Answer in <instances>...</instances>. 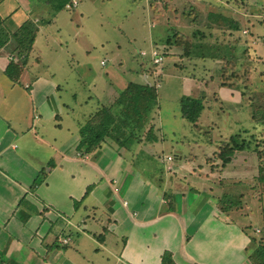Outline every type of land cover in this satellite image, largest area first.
<instances>
[{
	"label": "crops",
	"instance_id": "1",
	"mask_svg": "<svg viewBox=\"0 0 264 264\" xmlns=\"http://www.w3.org/2000/svg\"><path fill=\"white\" fill-rule=\"evenodd\" d=\"M96 1L110 2L87 0L84 8L79 0L74 9L51 13L40 0H0V20L9 35L25 44L29 27L36 28L25 63L8 45L0 48V264H251V236L264 238V168L249 142L264 132V115H256L257 108L264 107L256 98L264 93V72L259 70L256 78L255 68L250 69L245 84L235 79L228 81L230 86L218 78L190 77L184 64H178L183 59L179 43L173 39L174 45L166 44L168 29L149 22L150 17L159 18L164 7L153 13L150 0H132L142 3L148 23L145 26L141 16L127 42L137 43L138 53L142 44L163 46L167 56L162 66L154 70L129 62L131 66L122 69L121 59L115 58L118 67L105 78L90 72L88 77L87 70L79 75L75 69L69 85L59 62L65 58L64 65L71 67L69 58L75 53L62 42L69 45L66 38L72 33L67 29L73 24L75 40L79 16L93 12ZM206 1L180 0L185 7H198L208 30L227 23L229 41L233 28L253 24L251 16L242 15L252 9L246 5L211 3L210 11ZM220 16L231 22L222 23ZM251 37L242 38L247 42L242 47L252 46ZM219 59L223 67L224 57ZM194 66L196 71L197 63ZM201 67L206 75V63ZM176 72L183 90L171 117L179 128L172 123L174 131L166 134L155 85ZM148 75L152 80L144 79ZM129 83L149 85L157 92V105L140 141L125 148L105 135L95 146L81 145L85 126L102 109H112ZM183 96L204 101L197 128L181 117ZM202 127L207 132L202 133ZM232 135L248 139L249 145L225 164L219 148ZM193 150L198 151V162H191ZM196 171L197 178L188 176ZM63 239L68 242L61 243Z\"/></svg>",
	"mask_w": 264,
	"mask_h": 264
},
{
	"label": "rangeland",
	"instance_id": "2",
	"mask_svg": "<svg viewBox=\"0 0 264 264\" xmlns=\"http://www.w3.org/2000/svg\"><path fill=\"white\" fill-rule=\"evenodd\" d=\"M222 1L223 2L217 0H208L204 3L205 4L208 3V6L210 5V8H207L210 11L213 10V6H211L212 5L211 3H216L221 5L233 4V3H229V1L227 0H222ZM86 2L87 0H81L80 3L82 4V7L84 8L87 7L85 6ZM245 4L249 5L250 8L252 6V9L241 11L243 13L242 15L246 16V18H247V14L251 16L250 21H252L253 24L251 25L250 28H248V26H245L243 30H241L242 33H236L237 30L233 28V30H231V32H233V38H231L230 41L229 38H227L228 32L230 31L227 29L228 26L227 23L224 24V27H220L218 25L217 28L208 30V27L204 28L203 26L207 22L205 19L200 17V14H198L199 13L198 7L189 4H187V7H185L183 6V3L180 2V0H150L149 7H151L153 13L159 8L162 7L164 8L160 9L159 18L155 16H153V18L150 17L149 22L155 24L156 26L167 28L168 29L166 32L168 34L167 38L174 36V32H178V33L183 32V34L181 33L183 35V39L180 41L181 43L180 49L183 52V59L182 61H179V63L178 62L177 63L184 64V66L186 67L185 71L187 72L189 71L190 73H192V74L188 73L190 77L197 76L203 80L206 79L209 81H211V79L216 80L218 78V81L225 82V85L228 86L231 84L228 83V81H233L235 79L237 81L243 80L241 82H237L243 85L247 81L245 77H247L246 74L249 73L250 69L255 68L256 78L259 76L258 74L259 70L264 72V65H263L264 0H245V3L242 5ZM170 5H173L172 8L167 7ZM242 5L240 4L241 7ZM91 8H93V12L92 9L88 11L89 17H87V13H88L87 10H85L87 13L82 11L83 16H79L80 29L78 35L75 37V40H73V36L75 35L77 29L74 28L75 24H73L67 29L69 32L72 33L71 36H68L66 38L67 40L70 41L69 45H66L67 43L62 42V46L64 48L69 46V48L70 49L72 48V51L75 53V57L73 60H70L69 58V62L74 63L72 64L71 67L68 65V63L66 66L64 65L65 60H67L65 58H61L59 62V64L62 65V68H64L65 72L68 73L67 75H64V78L68 76L67 78L69 85L73 84L75 77L73 71L75 69L77 70V72H79V75L81 74V72L83 73L87 70L88 74L90 72L92 74H96L100 76L101 78H105L106 73L109 70L113 69L115 58L121 59L120 62L122 63V65L120 66L122 69L124 68L126 69L128 66H131L129 62H133V63L142 62L143 64H148L149 62V57L142 58L139 55L137 51L138 50L137 43L130 45L127 42L130 39V33L132 32L133 27L135 25L138 26L140 25L139 22L141 16L143 23L145 24V26H147L148 22L147 19L144 17L142 11L143 7L141 2L139 1L134 2L132 0H110L109 3L106 2L105 4H101V2L96 1L94 7ZM223 9L229 10L231 8H226L224 6ZM79 10L80 9H78V11ZM101 15H104V17L102 18ZM100 21L104 22L102 26H99ZM65 22L66 20L64 19V23ZM74 22L77 23V19L74 20ZM181 23H183L184 26H188V24L190 23L193 24L188 28L182 27L183 25L177 28ZM251 28H253L254 32H251ZM250 32L251 35H249ZM247 35L250 37L252 36L251 38L253 39L252 41L250 39V44H252V46H249L250 48L242 47V45L247 44V42H245L244 44L242 42V38L245 39ZM133 38L136 39L137 36L136 37L134 36ZM205 41L207 42V44L205 43ZM116 44L121 45L120 49L117 47ZM185 44L187 45V47H184ZM230 44H236L238 47L239 46L241 47H239V50H237L234 48L233 45ZM190 45L193 47H189ZM141 47L144 51H148L150 49L147 44H142ZM162 47L163 46H159L156 48L160 49ZM186 52L188 54H185ZM205 56L209 58L203 60ZM189 57H193V58L189 59ZM223 57H224V59H222L223 67H219L218 64L219 62L217 61L220 60L219 58H223ZM101 61H104L105 64L103 62L104 65L103 64L100 65ZM228 61L233 62V64L232 63L227 64ZM202 62L206 63V67L208 69L206 75L202 73L203 70L200 71L202 68H204L201 67ZM196 63L198 67L196 66V71H195L192 67H195L194 64ZM162 64L159 67H161ZM226 64L227 66H225ZM247 65H249L250 68ZM167 66H171V64L168 63ZM116 67H118V65L114 66V69ZM66 69L69 70L72 69V71L67 72ZM118 70L121 71L120 69ZM221 72L223 76H221ZM175 74H176L175 76H172L170 78L169 77L163 78L160 83V86H159V81L157 83L155 82L156 83L155 87L158 88V95L160 97L161 118L162 120L164 119L166 122L164 123V131L166 132V134L173 132L174 126L176 129L179 128L178 120L173 119L171 117V114L178 109L177 98L181 95L180 92L181 90H183V84L181 81L182 76L179 75L180 73L176 72ZM88 77H91L90 74ZM154 77L156 78V76H153V78ZM144 79L152 80L151 75H148V77L145 76ZM89 80H87L86 82H88ZM243 88L246 89L247 84ZM96 90L97 91L101 90L100 85L96 87ZM256 98H257V103H259V105L261 106H264V94L260 93V95H258ZM208 100L215 101L213 97H210ZM212 103L213 102L211 103L208 102V105H212ZM214 116L215 115H213V117ZM230 116L232 117L233 114L231 113ZM172 123H174V126L172 125ZM146 129L142 130L143 133H145ZM201 131L202 133H205L207 132V129L205 127H202ZM195 132L198 131L195 130ZM149 135L150 134H148V136ZM140 136L142 137V135ZM205 136L207 135L205 134ZM190 137L195 140L193 134L192 136L190 135ZM152 140H154V138ZM244 140L247 141L248 139H244ZM249 142L252 149H258V150L264 149V138H257L255 140L253 139L252 141L250 139ZM197 152L198 151H194V150L192 151V156H193L192 158H194L195 160H192L191 162L193 161L198 162L200 160V157L196 155ZM209 163H215V162L211 160ZM143 172L147 174L149 173V170L144 169ZM189 175L193 176L194 178H197L199 176L198 171L189 173L188 176ZM233 205H237L236 202H234V200H233ZM238 207H243V204H240Z\"/></svg>",
	"mask_w": 264,
	"mask_h": 264
},
{
	"label": "trees",
	"instance_id": "3",
	"mask_svg": "<svg viewBox=\"0 0 264 264\" xmlns=\"http://www.w3.org/2000/svg\"><path fill=\"white\" fill-rule=\"evenodd\" d=\"M69 1L71 0H40L44 6L48 7L51 13H55L61 9H64L65 5ZM227 1L237 6L245 3V0ZM246 7H249V5H246ZM220 18L223 23H225L227 20L231 22V20L226 19L223 16H220ZM220 18L218 17L217 19ZM3 24L4 22L0 20V48L8 45L9 51L15 53L19 58L23 57L22 62L25 63V59L27 58L34 42L36 28L32 26L29 27V31L26 34L28 37L27 42L24 44L20 39H16L14 36L9 35V32L4 28ZM235 29L237 31L241 30L239 26H236ZM171 38L177 40L179 43L178 45L180 46V41L183 39V35L178 32H174V36L168 37L165 43L168 45H174L175 43L171 41ZM184 47H187V45L185 44ZM189 47L193 46L190 45ZM185 54L188 53L186 52ZM231 63L233 64V62H227V64ZM150 67L155 70L159 66L153 65ZM221 85H225V82H223ZM156 105L157 92L154 87L149 85H137L134 83H129L112 109H102L96 114L95 117L92 118L91 122L85 126L81 133V145L88 144L90 147L95 146L104 138L105 135H111V137L113 136L116 138V141L121 147L128 148L129 144L134 140L140 141L139 134L143 129L147 128L150 114ZM204 106L205 105L202 98L183 96L180 99L181 117L192 128H197L199 127V118L204 111ZM256 115H264V107H258ZM257 135H259L257 138H264V132H261L260 134L258 133ZM248 145V141L241 139L239 135H232L223 143H221L218 156L221 161L226 164L230 161L231 156L235 152L242 151L243 149L247 148ZM254 152L256 153L257 158L260 160V166L264 168V149H254ZM251 246V254L249 256L251 264H264V238L251 236Z\"/></svg>",
	"mask_w": 264,
	"mask_h": 264
},
{
	"label": "built area",
	"instance_id": "4",
	"mask_svg": "<svg viewBox=\"0 0 264 264\" xmlns=\"http://www.w3.org/2000/svg\"><path fill=\"white\" fill-rule=\"evenodd\" d=\"M78 4H79V0H71L69 3H67L65 5V8L66 9L76 8L78 6ZM139 55L142 58L149 57L148 64L150 66H153V65L160 66L163 63L164 59H165L166 51H165V48H160L159 49V48H156V47H152L148 51H144L143 50V51L139 52ZM101 64H103V62H101ZM166 159H167V161L171 160L170 157H167ZM67 242H68V239H63L61 241V243H63V244H66Z\"/></svg>",
	"mask_w": 264,
	"mask_h": 264
}]
</instances>
